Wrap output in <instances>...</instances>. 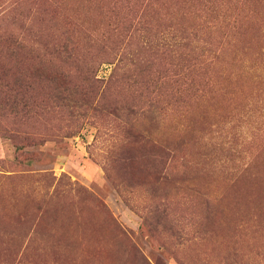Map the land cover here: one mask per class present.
<instances>
[{"label": "rangeland", "instance_id": "obj_1", "mask_svg": "<svg viewBox=\"0 0 264 264\" xmlns=\"http://www.w3.org/2000/svg\"><path fill=\"white\" fill-rule=\"evenodd\" d=\"M0 264H264V0H0Z\"/></svg>", "mask_w": 264, "mask_h": 264}]
</instances>
